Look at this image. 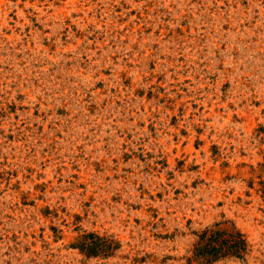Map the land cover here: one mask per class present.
Here are the masks:
<instances>
[{"label": "rangeland", "instance_id": "obj_1", "mask_svg": "<svg viewBox=\"0 0 264 264\" xmlns=\"http://www.w3.org/2000/svg\"><path fill=\"white\" fill-rule=\"evenodd\" d=\"M224 222L264 264V0H0V264H205Z\"/></svg>", "mask_w": 264, "mask_h": 264}, {"label": "trees", "instance_id": "obj_2", "mask_svg": "<svg viewBox=\"0 0 264 264\" xmlns=\"http://www.w3.org/2000/svg\"><path fill=\"white\" fill-rule=\"evenodd\" d=\"M81 253L88 257L111 254L120 248L113 239L95 234L84 236L78 245ZM252 252L246 234L230 222L217 223L207 228L201 235L195 249V256L205 264H213L225 259L245 261Z\"/></svg>", "mask_w": 264, "mask_h": 264}]
</instances>
